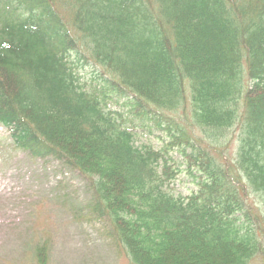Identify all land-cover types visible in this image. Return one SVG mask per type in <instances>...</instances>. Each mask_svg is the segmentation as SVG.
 <instances>
[{
    "label": "trees",
    "instance_id": "obj_1",
    "mask_svg": "<svg viewBox=\"0 0 264 264\" xmlns=\"http://www.w3.org/2000/svg\"><path fill=\"white\" fill-rule=\"evenodd\" d=\"M0 124L89 179L130 264L262 254L264 0H0Z\"/></svg>",
    "mask_w": 264,
    "mask_h": 264
},
{
    "label": "rangeland",
    "instance_id": "obj_2",
    "mask_svg": "<svg viewBox=\"0 0 264 264\" xmlns=\"http://www.w3.org/2000/svg\"><path fill=\"white\" fill-rule=\"evenodd\" d=\"M93 70L86 66L81 73L88 77ZM147 142L160 145L153 137ZM227 147L231 162L235 145ZM194 190L184 175L174 183L173 192L182 196ZM95 200L89 179L52 157L16 149L0 126V264H130ZM248 203L257 208L260 199L250 196ZM259 243L262 254L248 264H264V234Z\"/></svg>",
    "mask_w": 264,
    "mask_h": 264
}]
</instances>
